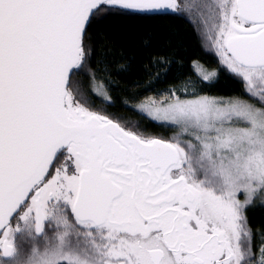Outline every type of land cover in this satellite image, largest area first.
Segmentation results:
<instances>
[{
    "label": "snow or ice",
    "instance_id": "snow-or-ice-1",
    "mask_svg": "<svg viewBox=\"0 0 264 264\" xmlns=\"http://www.w3.org/2000/svg\"><path fill=\"white\" fill-rule=\"evenodd\" d=\"M173 15L215 59L168 80L184 57L143 38L126 120L112 86L134 65L108 25ZM224 76L239 91L213 92ZM256 208L264 0H0V264H264Z\"/></svg>",
    "mask_w": 264,
    "mask_h": 264
},
{
    "label": "trees",
    "instance_id": "trees-1",
    "mask_svg": "<svg viewBox=\"0 0 264 264\" xmlns=\"http://www.w3.org/2000/svg\"><path fill=\"white\" fill-rule=\"evenodd\" d=\"M109 30L118 32L123 35L124 39L118 44L123 47L125 53L132 57L134 67L128 72L122 74L119 79L122 81L119 85L112 86V95L115 99L117 108L110 109L118 112L126 120H137V117L130 111L123 110V97L131 95L129 86L139 83L135 91L143 92L147 87V80L143 70V63L146 62L143 51L137 53L136 45L149 36L151 38V51L171 52L175 51L178 56L184 57L183 66L174 63L169 72L168 80L182 77L190 71L188 65L192 58L199 57L204 62L214 60V54L206 52L201 47V39L194 30L193 24L184 15H173L162 20H122L108 25ZM167 86V81L156 85L158 88ZM240 85L231 78L222 77L212 89L218 94H230L233 91H239ZM150 94V93H149ZM97 106L100 105L97 99ZM142 128L163 135H170L169 129L157 127L151 122L140 120ZM249 220L252 228L264 229V209L256 208L249 210ZM19 237V234H18ZM259 242V237L255 238ZM28 247L27 244L24 245Z\"/></svg>",
    "mask_w": 264,
    "mask_h": 264
},
{
    "label": "clouds",
    "instance_id": "clouds-1",
    "mask_svg": "<svg viewBox=\"0 0 264 264\" xmlns=\"http://www.w3.org/2000/svg\"><path fill=\"white\" fill-rule=\"evenodd\" d=\"M42 253H43V249L41 248V252H40V254H38L37 256L33 257V258L30 260L29 264H40V257H41V255H42Z\"/></svg>",
    "mask_w": 264,
    "mask_h": 264
}]
</instances>
